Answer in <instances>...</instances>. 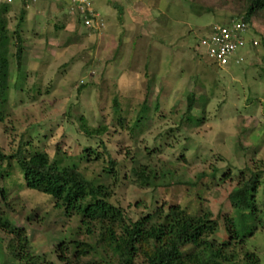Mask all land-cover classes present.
I'll use <instances>...</instances> for the list:
<instances>
[{
  "label": "rangeland",
  "instance_id": "rangeland-1",
  "mask_svg": "<svg viewBox=\"0 0 264 264\" xmlns=\"http://www.w3.org/2000/svg\"><path fill=\"white\" fill-rule=\"evenodd\" d=\"M24 1L11 0L0 16V60L9 84L0 151L11 154L25 132L50 160L77 162L84 177L108 186L109 202L126 219L177 204L190 215L210 212L218 221L212 239L224 241L221 219L235 217L228 202L233 187L253 171L262 172L258 190L264 188V20L252 19L246 45L217 67L199 40L213 25L237 19L242 0H89L102 25L93 32L75 24L68 5L58 8L60 1ZM22 6L17 67L13 32ZM81 82L85 87L77 91ZM188 94L194 104L183 118ZM144 96L147 104L141 105ZM141 106L146 118L137 123ZM79 118L107 128L100 137L106 152L98 140L83 136ZM135 123L132 133L126 129ZM89 145L97 160L94 154L79 158ZM19 181L14 168L0 180V188H9L0 208L6 206L8 220L24 228L35 253L58 264L49 252L76 221ZM258 201L264 211V200ZM255 225L228 254L253 253L264 264V225ZM77 239L88 238L80 233ZM5 241L0 233V246Z\"/></svg>",
  "mask_w": 264,
  "mask_h": 264
},
{
  "label": "trees",
  "instance_id": "trees-1",
  "mask_svg": "<svg viewBox=\"0 0 264 264\" xmlns=\"http://www.w3.org/2000/svg\"><path fill=\"white\" fill-rule=\"evenodd\" d=\"M20 1L24 6L25 1ZM60 2L58 8H62L63 4L68 5L66 0ZM10 5L11 2L0 4V16L9 12ZM23 6L19 10L18 23L13 32V57L17 67L21 64L23 50L17 31L25 11ZM236 12L237 18H241L247 25L252 19L262 21L264 0H242V6ZM74 14L77 25L82 26L84 16L101 23L98 15L93 18L87 13L79 14L78 11ZM93 31L96 30L88 32ZM83 87L85 84L81 82L77 91ZM147 89L146 85V91ZM8 90L7 67H3L0 60V124H3L8 116ZM145 96L141 105L147 104ZM193 104L194 96L188 94L183 118L187 117ZM141 107L136 116L137 123L146 118L142 114L144 108ZM120 119L116 115V125L124 129ZM81 121V118L77 120L83 136L88 140H98L106 152L100 137L106 133L107 128L103 124L89 127ZM136 128V123L132 127H126L131 133ZM91 154H94V160H97L98 154L93 145L83 148L79 158L87 160ZM54 157L50 160L47 153L36 148L27 133L21 132L11 154L0 151V180L9 179L14 168L20 176L19 187L47 195L52 207L58 210L60 215L74 217L75 229L63 234L49 252L58 264H261L253 253L239 254L232 250L228 254V249L230 245L234 247L242 244L244 238L252 235L256 223L264 225V211L258 209V200H264V188L258 190V179L262 172H248V178L230 191L228 202L235 217L221 219L225 240L216 242L212 236L218 231V221L212 218L210 212L200 211L196 215H190L179 205L169 204L166 208L155 207L151 213L134 221L126 219L122 210L109 202L111 192L108 186L97 183L96 177H84L78 170L77 162ZM110 164L112 166L113 162L110 161ZM205 176L201 174L200 177ZM208 177H213V174L210 173ZM8 189L0 188V201H3L4 205ZM4 205L0 208V233L6 241L4 247L0 246V264H55L47 260L46 254L35 253L31 249L24 228L8 220L7 207ZM260 215H263V218H259ZM27 220L29 221L30 217ZM80 233H84L88 239L78 240L77 235ZM88 257L89 259L82 263ZM93 258L96 261L92 260Z\"/></svg>",
  "mask_w": 264,
  "mask_h": 264
},
{
  "label": "built area",
  "instance_id": "built-area-1",
  "mask_svg": "<svg viewBox=\"0 0 264 264\" xmlns=\"http://www.w3.org/2000/svg\"><path fill=\"white\" fill-rule=\"evenodd\" d=\"M61 1V0H60ZM70 8V13L76 11L79 14L87 13L93 18L97 16L90 8L89 0H66ZM10 3L11 0H0L2 3ZM101 24L95 20L83 17L82 27L87 30H96ZM247 24L241 21V18L230 21L228 25L215 24L211 27L207 37L199 40V45L204 49L205 56L217 67H223L228 62L233 53L237 49H241L246 45L245 33ZM251 46H256V41L251 40ZM237 63V61H235Z\"/></svg>",
  "mask_w": 264,
  "mask_h": 264
}]
</instances>
